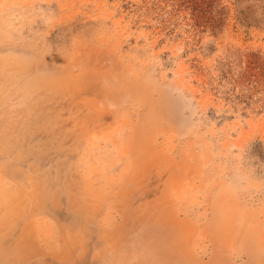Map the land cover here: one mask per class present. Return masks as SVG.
Here are the masks:
<instances>
[{
    "label": "rangeland",
    "instance_id": "374dc122",
    "mask_svg": "<svg viewBox=\"0 0 264 264\" xmlns=\"http://www.w3.org/2000/svg\"><path fill=\"white\" fill-rule=\"evenodd\" d=\"M0 189V264H264V0H0Z\"/></svg>",
    "mask_w": 264,
    "mask_h": 264
},
{
    "label": "bare ground",
    "instance_id": "6f19581e",
    "mask_svg": "<svg viewBox=\"0 0 264 264\" xmlns=\"http://www.w3.org/2000/svg\"><path fill=\"white\" fill-rule=\"evenodd\" d=\"M24 165V164H23ZM5 178H7V177H5ZM3 190L5 191V188H3ZM4 191H2L1 189H0V205L3 207H5V208H7L8 206L7 205H11L10 207L12 208L13 207V202L14 201H17V199L16 198H13V199H11V197H12V194H10V193H8L7 192V190H6V193L4 192ZM48 203V202H47ZM2 204H7V205H2ZM4 208V209H5ZM13 222V221H12ZM11 237H13V235H11L10 236V240H11Z\"/></svg>",
    "mask_w": 264,
    "mask_h": 264
}]
</instances>
